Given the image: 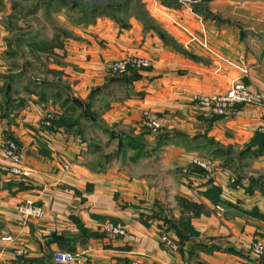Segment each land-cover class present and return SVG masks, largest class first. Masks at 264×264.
<instances>
[{
    "label": "crops",
    "instance_id": "0c3cea01",
    "mask_svg": "<svg viewBox=\"0 0 264 264\" xmlns=\"http://www.w3.org/2000/svg\"><path fill=\"white\" fill-rule=\"evenodd\" d=\"M141 1L165 39L135 16L127 26L106 17L65 21L69 36L62 32V46L47 52L42 67L52 78L41 85L23 83V65L5 61L0 25V163L5 142L15 140L32 173L0 172V264H55L57 251L80 254L83 264H262L250 243L264 240V153L255 155L260 146L252 145L264 123V0H213L208 18L193 11L198 2ZM4 15L0 6V21ZM127 51L150 58L152 68L113 78L110 63ZM236 82L263 101L230 117L208 116L193 103L195 95L224 94ZM97 87V102L106 104L99 119L116 128L115 139L69 102H87ZM145 112L160 121L158 134L141 128ZM65 116L78 119L83 134L53 124ZM100 133L106 144L94 139ZM122 135L143 136L137 161L136 150L105 159ZM193 158L213 160L216 174L200 171ZM27 199L44 209L43 219L19 213ZM106 223L127 234H104ZM166 233L179 244L176 252L163 243ZM17 248L27 255L16 256Z\"/></svg>",
    "mask_w": 264,
    "mask_h": 264
},
{
    "label": "rangeland",
    "instance_id": "374dc122",
    "mask_svg": "<svg viewBox=\"0 0 264 264\" xmlns=\"http://www.w3.org/2000/svg\"><path fill=\"white\" fill-rule=\"evenodd\" d=\"M6 1L7 2L4 4L3 3L4 0H0V2L2 3L0 4L1 10L2 11L4 10L5 12L4 16H6L3 19V21H0V25H2L5 28V32L7 33L6 36H4V39L2 40L3 46L7 48L5 55H4V59L8 63V65H23L22 73L26 76L25 81L23 83L31 80L36 85H41L44 79L52 78L51 74L48 73V70H44V68L42 67V65L48 64V60L46 58L48 55L47 52L52 51V50L47 51V45H56V44L61 43L60 34H62L63 32V35L66 36L65 35L66 32L63 30V25L65 24V21L66 22L68 21V23H71V24H85V21L83 19L84 17L82 18L81 14H79L82 9L91 8L94 4L99 5V6H105V5H108L109 3L117 2L119 0H68L71 5L70 8H63L59 6L58 0H6ZM175 1L178 2V0H175ZM186 1L188 3L190 2L191 4H193L194 2L196 3L203 2V0H191V1L186 0ZM74 4L78 5L77 8L74 6ZM75 9H78V10H75ZM144 11H146L149 19H151V22L149 23V25L152 28L153 27L158 28L155 21L149 15V12L146 9ZM144 15L145 14H143V17ZM115 16H117L121 22H125L129 19V17H133V16L137 17V19L139 20L140 18H142V14H140L137 6H130L128 8L127 13H125L124 11H120ZM106 18H109V17H106ZM57 36L59 37L58 40L56 39ZM40 43H45V45H40ZM38 46L44 50H41L40 48H38ZM127 52H125L124 55ZM29 65H37V67L33 69V67H30ZM152 66H153V62H152ZM152 66L150 68H152ZM143 70H148V69H143ZM139 71H142V70H131L128 72V74H124L121 76V75H114L113 73L109 72V69H108V73L110 74V76L116 79H123L125 77L133 76L137 74ZM97 88H102V87H97ZM99 94H97L94 97L93 101L91 102L92 110L94 109L93 111L96 113H97V109H101L102 107L106 105L105 103L97 102L98 101L97 98ZM89 97H88L87 102H89ZM80 101H83V100L80 99ZM83 102L86 103V101H83ZM238 107L236 106V109H238ZM145 113H150V112H145ZM145 113L141 121V128L143 129L145 133L158 134V133H152L143 124ZM49 116L54 117V119L56 118L54 114L49 115ZM152 117L154 116L152 115ZM214 117H218V116H214ZM115 129L116 128L113 127L111 131L115 133ZM90 135L91 134H88V136ZM94 139H98L99 142L106 144V142H104L106 141V137L102 133H100V135L98 136L95 135ZM13 142H15L16 145L18 146L15 140H13ZM21 155H22V152H21ZM192 164L196 166V164L193 163V159H192ZM202 170L205 173H207L206 170L204 169ZM215 170L217 171V167ZM0 172L4 173L1 169H0ZM4 174L10 175L7 173H4ZM215 174L216 172L213 173V175ZM217 206H221V205H217ZM215 209H216V216L218 218H221L225 212L224 207H222V211H219L217 208ZM164 235L170 237L167 233ZM256 243H261L262 245H264V240L257 239L250 243V251L252 252V254H254L256 257H258L261 260L262 264H264V256L263 257L261 255L258 256L254 250L255 249L254 245Z\"/></svg>",
    "mask_w": 264,
    "mask_h": 264
},
{
    "label": "built area",
    "instance_id": "2783aa9c",
    "mask_svg": "<svg viewBox=\"0 0 264 264\" xmlns=\"http://www.w3.org/2000/svg\"><path fill=\"white\" fill-rule=\"evenodd\" d=\"M152 66V60L137 53L128 51L122 58L114 60L110 63L109 72L114 75L128 74L131 70L149 69ZM263 101V96L257 91H252L244 83L236 82L224 94H198L193 97V103L202 109L208 116L230 117L236 114V106L245 104H256ZM54 117L49 116L47 125H50ZM143 124L152 133H159L162 125L159 120L152 117L150 113H145ZM258 132L264 134V123L259 126ZM5 161L0 164V169L7 174L13 176L31 177V169L28 168L21 155L20 148L13 140H8L3 147ZM196 166L204 169L207 173L213 175L216 172V165L211 159L193 158ZM64 167L69 169L68 163L64 162ZM222 211L221 206L216 207ZM19 213L27 219H43L45 216L44 209L36 205L32 199H27L18 207ZM101 231L110 236H125L127 228L121 224L106 223L102 226ZM3 241L12 242L11 237L3 238ZM163 243L171 250L176 251L179 244L168 236L162 237ZM254 250L258 256H264V245L256 243ZM16 256L27 255V250L23 248L15 249ZM55 264H83L84 258L80 254L57 251L53 256ZM131 264H139L133 261Z\"/></svg>",
    "mask_w": 264,
    "mask_h": 264
},
{
    "label": "trees",
    "instance_id": "16d2710c",
    "mask_svg": "<svg viewBox=\"0 0 264 264\" xmlns=\"http://www.w3.org/2000/svg\"><path fill=\"white\" fill-rule=\"evenodd\" d=\"M211 1H213V0H203L202 3L195 4L193 7V11L197 14H202L203 16H205L207 18L210 17L211 15L206 11V4L208 2H211ZM164 2L169 7L177 6V4H178V3H176L177 1H175V0L174 1L163 0V3ZM58 3H59V6H61L63 8H70L71 7L70 2L68 0H58ZM74 6L77 8L78 5L74 4ZM130 6H137L140 14H142V18H140V20L145 22V25L148 26L149 23L151 22V19H149L146 11H144L145 6L141 2V0H119L117 2L109 3L108 5H105V6H99V5L94 4L91 8L82 9L79 14H81L82 18L84 17L83 19L85 21V24L93 23L99 17H109L110 19L118 22L119 24H121L123 26H127L125 24V22H121L120 19L115 15H117V13H119L120 11H124L125 13H127L128 8ZM75 10H78V9H75ZM143 14H145L144 17H143ZM150 28H152V27L150 26ZM153 28H154V30H156L159 33V35L161 37H163V39H165V35L161 32L160 29H158L157 27H153ZM65 35H66L65 37L68 36V34H66V33H65ZM56 39L58 40L59 37L57 36ZM40 45H45V43H40ZM60 46H62L61 43L56 44V45H47V51L53 50L54 48H58ZM38 48H40V47L38 46ZM40 49L44 50L42 48H40ZM131 78H133V79L137 78V74L131 76ZM100 92H102V88H97V89L93 90L90 94L89 102H86V103H84L83 101H80L79 99H75V98L71 99L69 102H71L75 107H78L82 110V114H81L80 118L91 121L94 124V126L100 127L106 133H108L110 135L111 139H115V138H117L116 134L113 133V131H110L108 128H106L102 124L101 120L99 119L100 115L92 110L91 102L93 101L94 97L97 94H99ZM54 121L55 122L53 124H55L57 126H65L69 129L75 128V129H78L77 132L79 134H83V131L79 128V120L75 119L74 116L60 117L59 119L54 120ZM118 138H119L118 150L113 155L106 156L105 159L107 161H109L110 159H113V158L126 157L128 150H136V152H137V154L131 160L133 162L137 161L141 156L144 155L145 150H146V144L144 142L143 136L133 138L130 136L122 135ZM257 144L260 146V149H259V151H256L255 155H258L260 153H264V134L257 133L255 139L253 140L252 145H257ZM250 150H251V146L248 147L243 152V154L250 152ZM199 170L204 172L200 168H199Z\"/></svg>",
    "mask_w": 264,
    "mask_h": 264
}]
</instances>
